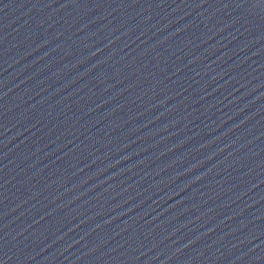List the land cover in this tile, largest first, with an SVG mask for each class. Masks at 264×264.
Returning a JSON list of instances; mask_svg holds the SVG:
<instances>
[{
	"label": "water",
	"instance_id": "water-1",
	"mask_svg": "<svg viewBox=\"0 0 264 264\" xmlns=\"http://www.w3.org/2000/svg\"><path fill=\"white\" fill-rule=\"evenodd\" d=\"M0 264H264V0H0Z\"/></svg>",
	"mask_w": 264,
	"mask_h": 264
}]
</instances>
